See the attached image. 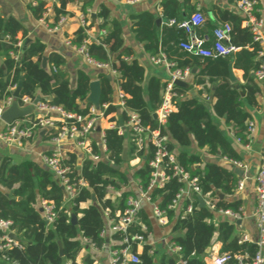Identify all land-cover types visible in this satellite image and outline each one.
<instances>
[{"label": "trees", "instance_id": "obj_1", "mask_svg": "<svg viewBox=\"0 0 264 264\" xmlns=\"http://www.w3.org/2000/svg\"><path fill=\"white\" fill-rule=\"evenodd\" d=\"M76 2L77 0H57L53 10L54 25L58 24L61 18L69 16L67 6ZM82 2V12L87 16V9L92 2L90 0ZM189 2L190 0H185V3ZM160 4L161 16L146 13L139 17L135 28L137 39L145 44V50L151 57L165 54L167 61L174 64L172 71L189 69L191 72L196 69L197 72L193 75V86L205 88L208 84H216V103L213 106L215 116L223 118L234 131L236 138L242 143H247V123L251 115L245 110L241 90L247 95L246 103L256 106V95L260 92V86L253 77V73L260 68L261 62L256 61V58L262 49L255 42L252 29L242 26L243 18L240 16L214 8L212 10L214 18L219 16L222 23L232 25L231 45L240 50L229 57L217 59L200 57L179 47L180 41H187L188 36L176 26L166 27L175 33L171 45H161L158 20L161 17L164 18L165 24L169 26L170 20L181 22L184 15L183 4L179 0H163ZM30 6L38 20L44 17L47 11L44 1H38L37 4ZM260 7L261 4L258 2L255 8L260 9ZM197 11L206 13L195 7L192 9L193 13ZM100 16L103 22L98 26L99 36L96 41L89 40L88 31L93 25H88L80 27L71 43L80 48L89 41L87 45L89 57L98 63L109 64L111 69L118 73V77L114 80H110L106 73L99 75L98 78L103 85L101 105L114 103L116 89L119 87L127 96L126 108L138 113L144 126L152 131H160L163 137H167V147L177 159L174 164L166 161L164 163L167 166L166 173L170 177L164 187L149 192V196L158 207L166 211L168 225L173 224L172 233L175 237L171 242L181 248L180 257L164 256L161 264H179L180 260L185 264H207L205 260L207 250L216 233L219 234L218 240L222 244L221 253L230 256L228 264H238L237 256L253 258L258 251L257 245L241 243L233 221L225 219L218 224L214 222L220 210L241 213V201L229 202L219 196V194L225 197L234 195L239 182L237 175L221 165L205 164L199 155L191 154L186 149L195 142L199 149L207 148L210 155H219L233 162L240 160L237 150L214 124L206 105L198 99L179 100L176 111L169 115L164 124L155 120L153 115L163 103L168 82L152 78L145 86V67L133 59V53L130 50H123L121 23L114 19L110 20L107 9H103ZM256 16L260 19L259 13H256ZM204 17L205 22L202 26L214 31L216 27L210 24V16L208 15L207 18L209 22L205 14ZM104 31L105 35L102 34ZM20 32H23L26 39V32L16 20L5 19L0 14V58H4V65L0 67V103L13 97L14 90L23 79L18 99L20 107L25 106V98L34 103L41 96V104L59 108L66 114L88 116L92 107L86 102L90 92V76L84 72L79 73L77 88L72 90L69 78L60 69L65 60L58 54H51L48 58V66L43 68L45 45L35 40L26 47L24 45L22 48L15 47L21 41L18 39ZM207 46L210 44L207 43ZM16 56L19 57L18 60ZM232 61L235 68L244 71L247 84L240 89L230 85L222 90L223 87L220 89L219 83L221 80L230 79L229 64ZM190 90L179 86L174 87V91L180 97H185ZM116 112H119L118 108L111 106L108 114ZM123 117L126 121L125 114ZM28 119L34 120V116ZM73 122L68 121V123ZM78 126L81 127L80 124ZM104 134L107 149L105 155L102 154L100 146L93 143L94 152L102 155L101 161L94 163L86 159L80 165L78 157L74 154L67 155L64 161V165L70 169L67 175L70 185L76 184L79 180L87 184L85 187L78 188V195L71 201L67 200L66 190L62 189L63 185L48 168L33 162L17 165L12 159L0 156V219L13 222L12 229L21 239L22 245V248L1 251L0 264H78L77 257L84 248V242L96 249H102L106 245L105 233L108 219L117 220V214L124 213L128 208L129 200L139 197L135 192L125 189L130 186L131 179L121 167L136 157L141 158L142 164L135 168L132 177L143 191H147L153 172L150 163L154 159L156 148L148 143L147 147L139 150L134 137L127 146L126 137L120 134L118 128L106 129ZM177 146L182 149L178 153ZM126 148H128L129 158L127 161L124 160ZM176 165L191 178H198V185L203 195L211 194L216 199L215 209L207 206L200 207L198 196L195 194L185 198L177 209L170 208L177 194L186 187L181 178L175 175ZM110 189L119 192L116 202L108 198ZM93 196L95 200L92 199ZM90 201L91 205L83 209L82 205ZM43 202L54 207L55 218L52 225L48 224L44 211L40 210ZM189 206H193V211L186 213ZM73 215L77 217V224L72 223ZM137 218L138 223L131 226L128 233L131 237L143 236L148 242L149 234L153 232L150 217L145 210L140 209ZM143 226L147 228L146 232L142 229ZM124 238L125 235L122 233L113 235V240L118 243H121ZM148 243L143 245V252L139 254V243L133 241L132 253L139 256L140 262L126 261L125 264H154V256L151 254L152 246ZM60 245L64 251L63 257L60 255ZM124 247L125 245H119L113 247V250ZM85 264H93V261L86 258Z\"/></svg>", "mask_w": 264, "mask_h": 264}, {"label": "crops", "instance_id": "obj_2", "mask_svg": "<svg viewBox=\"0 0 264 264\" xmlns=\"http://www.w3.org/2000/svg\"><path fill=\"white\" fill-rule=\"evenodd\" d=\"M82 1L83 0H77L76 3L68 5L67 11L69 13V16L67 17L66 21L59 25L58 30L50 31L47 28V25H50V27L52 28L57 25H54L53 11L44 20V23V21H42L41 19L38 20L32 13L30 6L32 5V2L30 0H0V14L5 19L16 20L23 28V31L26 32V39H24L23 32H20L18 35V39L23 42L24 47H26L30 42L39 40L46 47L45 57L47 58V66L48 58L51 54H58L65 60L64 65L61 66L60 69L69 78L72 90H75L77 88L78 76L81 72H84L89 75L91 81L99 80L98 77L101 73L111 75V80H114L115 78V76H113L111 72L107 70L97 69L96 67L91 65L83 57V55L79 54L76 51L75 46L72 43V45L67 44V41L72 42V40L75 38V34L81 27L79 22V16L83 14ZM90 1L92 2V4L87 9V19L89 25L93 26L88 33L89 40H97L99 36L98 26L103 22L100 13L103 9H107L110 14V20L114 19L121 23L123 31L122 38L124 41L123 50H130L133 53V59H136L146 69V78L144 85L146 86L148 81L152 78H159L163 82H169L171 77V69L166 67V65L164 64H153L151 62L150 54L145 50V44L137 39V35L135 33L136 24L141 15L146 13L157 14L160 16L162 15L160 1L144 0L136 5H127L123 0ZM179 1L183 4L182 13L184 15V19H187L192 15V9L195 7L206 12L204 14L206 16L207 21L208 15L210 16V24L215 28L219 24H222V19L219 16H216V18H214L212 16V10L214 8H219L222 11H229L243 18L242 26L244 28L247 27V25L245 24V17L243 13L238 9L237 4L234 2V0H190L189 3H185V0ZM260 4L261 7L260 9H257V13L260 14V19L264 20V0H261ZM160 21L161 22L158 23V35L161 45H171L175 33L170 31L169 29H166V27L170 26H167L165 24L166 20L164 18L161 17ZM105 34L106 32L103 35ZM195 34L198 37H207L209 38V41L213 40V31L205 26H202L200 29H196ZM259 46L262 48L260 52H264V47H262L260 44ZM114 58H116V56H114ZM256 61H260L261 64L264 63V56H260L258 54ZM232 63L235 80L231 79V77L229 80H221L219 83V88L221 89L223 87L222 90H225L230 85H234L238 89H240L241 87H244L247 84L244 78V71L242 69L235 68L234 61H232ZM3 65L4 58H0V67H2ZM196 72V69L191 71L189 77L184 81L188 84L187 89L191 90L185 94V97H180L179 100L181 101L185 98H195L198 99L201 103H204L209 112L211 113L214 124L218 128H220V130L223 132L228 141L237 150L240 156V160L236 162L237 164H234L233 161L224 159L219 155H210L207 148L199 149L195 142H193L192 146L186 150L191 154L199 155L203 159V162L205 164L214 163L233 171L237 175L239 182H244V187L242 190H238L236 188L234 195L230 197L224 196L223 198L229 202H242L240 213L241 218L239 220L234 221L231 217L218 213L214 222L215 224H218L220 221H223L225 219L233 221L235 223L236 234L240 237V239L245 238L246 241L244 243L256 244L259 239V231L256 224V177L259 172L262 157L264 155V82L256 81L260 86V92L256 95V106H251L246 103L247 95L241 90L242 98L245 102V110L251 115L249 122H254L256 125V131L252 135V137L248 138L247 143H242L236 138V136L234 135V131L230 126L225 123L224 119L217 117L214 114L213 106L216 103V84H208L205 88L201 86H193V75ZM39 97L40 101L41 96ZM30 107H33V113L25 117L24 119L19 120L20 122H26L31 116H34L36 118L42 115H46L48 117H52V119L54 120H58L60 118V114L57 112L40 110L37 104H35V102L32 104H27L21 108L27 109ZM5 126L6 125L4 123H0V133L4 131ZM99 129L100 130H97L95 133L92 134L90 140L92 144L96 143L101 147L103 143V133H105L106 129H109V122L103 121ZM123 133L126 137V145L129 146L133 136L126 125L123 127ZM147 144L148 142L145 141L142 149L147 147ZM58 147L64 157H67V155L69 154L76 155L78 157L80 165L83 163L86 157L84 151L85 149L79 146L78 141L74 138L63 139ZM58 147L57 144H55L54 141L50 138L49 131L45 129L36 132L32 139L25 140L22 146H9L5 144L4 141L0 138L1 158L8 157L12 159L14 164L17 165L25 162H33L42 167H46L44 164V157L52 154V152L56 151ZM126 150L128 154V148H126ZM181 150L182 149L177 146V153ZM141 164L142 159L136 157L131 161H128L121 167L122 171L127 172L131 179L130 186L125 187V189L135 192L137 196H139V185L137 182L133 181L132 176L135 168L140 166ZM57 181L59 182L58 178ZM118 196L119 192L110 189L108 198L116 202ZM90 205L91 201L83 204L82 208L86 209ZM141 209L147 212L153 227V232L150 233L151 237H149L148 241L151 243L152 246L154 264H161L162 258L164 256H177L176 253H173L170 250V245L171 243H173L171 241L173 237H175V235L172 233L173 224H167L165 226L159 224L156 218L154 217L153 206L149 203L143 202L141 205ZM110 228V220L108 219L107 231L105 233L106 245L102 249H96L87 242H84V248L77 257L78 264H85L86 258L91 259L93 261V264H113V247L119 246L120 243L115 242L113 240L114 234L111 232ZM218 237L219 234L216 233L212 240L210 248L207 250V256L205 258L207 264H212V257L222 254V244L221 242H219ZM138 252L139 254L143 252L142 244L139 245Z\"/></svg>", "mask_w": 264, "mask_h": 264}, {"label": "built area", "instance_id": "obj_3", "mask_svg": "<svg viewBox=\"0 0 264 264\" xmlns=\"http://www.w3.org/2000/svg\"><path fill=\"white\" fill-rule=\"evenodd\" d=\"M33 5L37 4L38 1H44L46 3L47 11L44 17L41 19L44 21L49 14L53 11V7L57 4V0H30ZM127 5H136L144 0H123ZM160 3L163 0H159ZM261 0L250 1V0H234L237 4L238 9L243 13L245 17V24L250 27L255 34V42L264 47V20L258 19L256 16L257 9L255 8L257 3ZM67 17L61 18L59 23L55 27L47 28L50 31H56L59 25L66 21ZM79 22L81 27H87L89 25L87 16L81 14L79 16ZM205 22L204 14L200 11L193 13L189 18L184 19L181 22L176 20H170L168 25L170 27L176 26L179 30L185 32L188 36L187 41H181L179 47L189 53L194 55L217 59L220 57H229L239 51L238 48L231 45V33L232 25L230 23H222L216 26L213 31V40L209 41L207 37H198L195 34L196 29L200 28ZM45 23V21H44ZM89 33V31H88ZM103 34L105 33L102 32ZM89 41H86L84 45L80 48L75 47L76 51L83 55V57L94 67L101 70H107L111 72L113 76L118 77V73L111 69L109 64H102L92 60L88 55V45ZM207 43L210 46H207ZM68 45H72L71 41H67ZM23 42L19 41L15 47L22 48ZM260 56H264V52L259 53ZM19 57L16 56V60ZM151 62L155 65L164 64L169 69L174 67V64L167 61L165 54L161 53L158 57H151ZM190 70L185 71L171 70V77L165 89L163 96V103L161 107L156 112L158 115V120L160 123L164 124L171 113H173L177 108V102L180 96L174 91L176 81H185L189 75ZM254 78L258 82H264V63L260 65V68L254 72ZM126 98L127 96L121 91L119 87L116 89V100L114 103H106L101 105L100 109H96L94 106L91 107L90 113L86 117L76 116L64 113L61 109L55 107H49L47 105L37 104L40 110L57 112L60 114L58 120L52 119L46 115L39 117H34V120H27L26 122H15L12 125H7L3 122L2 116L4 112L11 106L14 101V97L8 98L0 103V123H4L5 129L0 133V138L5 144L9 146H22L25 140H30L34 137L36 132L40 130H48L49 135H55L51 139L57 144V147L61 141L65 138H74L78 141L79 146L83 147L85 150L86 157L84 160L89 159L94 163L101 161L102 155L96 154L93 150V144L91 143V136L95 133L103 121L109 122V129L118 128L121 135H124L123 128L120 127L119 116L125 114L126 121L125 125L129 128L132 136L135 138L137 146L141 150L145 141L151 143L156 148V153L154 159L151 161L150 166L153 168L152 178L150 186L147 191H143L139 187V197L137 199L131 198L128 203V208L124 213L117 214V220H110L111 232L122 233L125 235L124 240L120 245H125L123 249L113 250V264H125L126 261L139 263V256L132 253V242L137 241L139 245H144L148 243L145 241L143 236H133L131 237L128 230L131 226L138 223V211L141 209L143 202L149 203L153 206V214L159 224L165 226L168 224V217L166 211L161 210L157 203L154 202L149 196V192L156 188L164 187V184L170 179L166 173L165 161L169 164H174L177 162L176 155L171 152L168 147V138L163 137L160 131H152L149 127L143 125L141 117L138 113L129 111L126 108ZM30 99L25 98L24 104H32ZM111 106L118 108L119 112L108 114ZM123 113V114H122ZM124 118V117H123ZM112 119H115L114 121ZM74 121L73 123H68V121ZM81 127L78 126V124ZM124 125V126H125ZM256 131V125L254 122L248 123V138H251ZM105 134L103 133V143L100 147L102 154L105 155L107 152L105 142ZM239 140V139H238ZM240 141V140H239ZM67 157H64L61 153L59 147L52 154L44 157L45 166L58 178L59 182L65 187L67 192V200L71 201L74 197L78 195V188L85 187L87 184L83 180H79L76 184L70 185V179L67 177L70 169L64 165V161ZM234 164H237L234 162ZM175 175L181 178V181L185 183V189H182L176 196L171 209H177L180 207L181 202L191 195L201 196L205 202V206L215 209L216 199L211 196V194L203 195L200 186L198 185V178H191V176L186 173L180 166L176 165ZM244 187V182L240 181L238 183V190H242ZM42 209L45 214L46 221L49 225H52L55 218L53 205L47 202L42 203ZM193 211V206H189L186 213H191ZM108 214V213H107ZM219 214L229 216L234 221L241 218L240 213H235L231 210H220ZM256 224L259 231V239L256 242L258 251L253 258L247 256H237L236 259L238 264H264L263 250H264V155L262 157V162L259 168V172L256 177ZM13 222L8 220L0 219V252L9 248H22L21 243L15 241L10 237V235L17 233L12 229ZM145 232L147 228L143 226L142 228ZM18 236V235H17ZM151 237V234H149ZM246 239H241V243L245 242ZM148 244L151 245L149 242ZM170 250L179 256L181 248L175 243H171ZM152 254V251H151ZM180 257V256H179ZM230 256L228 254H221L212 257V264H228ZM179 264H185L180 260Z\"/></svg>", "mask_w": 264, "mask_h": 264}, {"label": "water", "instance_id": "obj_4", "mask_svg": "<svg viewBox=\"0 0 264 264\" xmlns=\"http://www.w3.org/2000/svg\"><path fill=\"white\" fill-rule=\"evenodd\" d=\"M95 18V15H94ZM161 21L158 20V23H160ZM42 67L46 68L47 67V58L45 57L43 59V63H42ZM229 73H230V77L231 79L235 80V75L233 72V63L231 62L229 64ZM108 78L111 80V75H108ZM22 82L23 79H21V82L19 83V86L16 88V90L13 93V97H14V101L11 104V106L4 112L3 116H2V120L5 124L7 125H12L13 123H15L16 121H19L21 119H24L25 117L31 115L33 113V107L24 109L21 108L18 104V99L20 97V92H21V88H22ZM175 86H179V87H184V88H188V84L184 81H176L175 82ZM90 92L89 95L86 99V102L88 104H91L92 106H94L96 109H100L101 107V98H102V93H103V85H102V81L101 80H96V81H91L90 85ZM40 101L39 99L35 101V104H38ZM155 120H158V115L157 113H154L153 115ZM119 125L121 128L124 127V120H123V116L120 115L119 116ZM100 130V129H98ZM186 131H188L187 128H185ZM124 160L127 161L128 160V154H127V150L125 149L124 151ZM62 189L65 190V187L62 186ZM220 197L223 199L224 195L220 194ZM93 200H95V197L93 196L92 198ZM199 203H200V207H205V202L202 199L201 196L198 197ZM41 212H43V209H40ZM72 223L77 224V217L75 215L72 216ZM10 237L12 239H14L15 241L21 243V239L16 235V234H11ZM60 255L63 257L64 256V251L62 246L60 245Z\"/></svg>", "mask_w": 264, "mask_h": 264}]
</instances>
